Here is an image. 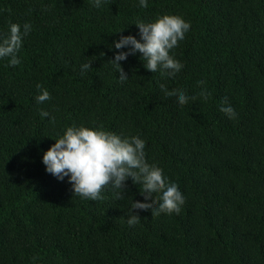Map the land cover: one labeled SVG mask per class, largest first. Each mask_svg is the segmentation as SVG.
<instances>
[{"label":"trees","instance_id":"16d2710c","mask_svg":"<svg viewBox=\"0 0 264 264\" xmlns=\"http://www.w3.org/2000/svg\"><path fill=\"white\" fill-rule=\"evenodd\" d=\"M163 14L191 25L175 49L183 70L161 80L137 53L120 81L110 45ZM10 22L32 31L21 64L0 60V264H264V0H0V31ZM37 84L50 100L36 102ZM161 84L196 98L179 105ZM74 122L143 138L185 196L180 213L140 212L129 228L146 202L130 179L93 201L48 173L44 151Z\"/></svg>","mask_w":264,"mask_h":264},{"label":"clouds","instance_id":"9594fccd","mask_svg":"<svg viewBox=\"0 0 264 264\" xmlns=\"http://www.w3.org/2000/svg\"><path fill=\"white\" fill-rule=\"evenodd\" d=\"M105 0H91L100 8ZM138 6L148 7V0H138ZM139 29V39L136 35H121L110 47L117 49L114 58L109 61L118 69L119 80L129 79L124 72L121 61L129 55L140 54L144 67L151 73H159L161 80H173L183 70L184 65L175 59V49L182 44L190 33L191 25L183 19L169 14H163L152 21L137 19L135 23ZM32 31L30 22L23 24L10 22L6 31H0V60H6L7 66L21 64L20 56L25 38ZM120 32V31H119ZM126 49V50H125ZM92 61L81 65L83 75L91 68ZM205 85V81H197ZM38 94L35 100L38 104L51 99L50 91L37 84ZM160 92L165 99H174L179 105H185L195 96H189L183 89L169 91L163 84ZM199 95L207 99L209 93L206 87ZM220 110L229 118L236 116L231 104H222ZM41 118L47 117L55 122V116L49 111L41 109ZM146 141L138 134L124 135L103 125H85L83 123L66 125L62 133L42 156L45 170L58 180L67 178L75 195L82 199L102 200L103 190L111 187L115 195H123L126 181L129 179L137 185L143 194L145 203L135 202L128 212L129 228L136 227L141 220L140 212L151 211L153 216L161 213L179 214L185 203V196L175 181H171L159 166L148 163ZM156 197L155 206L147 201Z\"/></svg>","mask_w":264,"mask_h":264}]
</instances>
